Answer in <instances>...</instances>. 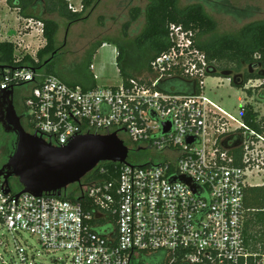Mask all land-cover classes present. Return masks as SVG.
<instances>
[{
  "label": "built area",
  "instance_id": "2783aa9c",
  "mask_svg": "<svg viewBox=\"0 0 264 264\" xmlns=\"http://www.w3.org/2000/svg\"><path fill=\"white\" fill-rule=\"evenodd\" d=\"M69 8L81 10V0L79 8L69 0ZM167 38L168 49L143 77L117 86L83 89L52 74L38 81L26 66L0 69V91L36 86L27 110L31 130L53 146L116 132L127 135L129 151L150 147L161 157L98 163L81 179L77 201L45 193L15 198L0 175V225L13 239L0 264H36L34 249L15 239L21 232L46 252H62L65 260L56 264H264L246 240L244 204L248 187L264 186L248 182L264 179V114L256 127L242 118L253 102L239 119L228 114L204 94L210 66L193 31L171 23ZM174 77L194 89L165 90L162 83ZM243 87L254 94L256 83Z\"/></svg>",
  "mask_w": 264,
  "mask_h": 264
},
{
  "label": "rangeland",
  "instance_id": "374dc122",
  "mask_svg": "<svg viewBox=\"0 0 264 264\" xmlns=\"http://www.w3.org/2000/svg\"><path fill=\"white\" fill-rule=\"evenodd\" d=\"M151 1L95 0L93 7L88 8L81 19L75 22L64 20L57 14L45 15L44 17L54 20L58 24L56 45L60 47L59 53L49 68L53 73L61 77L63 75L69 85H82L81 83L84 85L94 84L96 87L119 85L122 79L116 65L117 47L111 42L118 41L123 47L122 65L128 72L133 73L142 62L141 56L143 55L138 39L146 26L145 10ZM197 1L199 0H177V8L184 9ZM228 1L234 7L252 9L253 15L250 18L237 19L205 6V11L216 22V27L213 31L201 36L195 35L193 32L196 42H209L222 36H233L238 34L247 23L264 20V0ZM75 3L79 8V1L77 0ZM134 8H138L140 12L136 19L131 18ZM125 24L128 26L125 27ZM8 39L17 43L19 51L23 54L27 53L31 56H34L37 49L44 45V38L38 23L23 17L17 9L10 8L6 0H0V41ZM98 42L105 44L97 47ZM90 54L93 55L90 56ZM20 55L22 54L18 56ZM89 63L92 65L91 69H89ZM222 64L225 66H222L224 69L212 71L219 74L218 76H205L204 94L237 119L241 116V107L248 102H253L254 106L252 105V107L256 108L258 115L264 114V78L252 79L256 83V87L253 89L254 94L252 95L254 100L251 101V95L249 91L245 90V87L231 84V80L237 76V72L231 70L230 64ZM243 67L249 66L243 65ZM250 69L253 72H262L259 67L252 66ZM145 71H136L134 75L143 77ZM228 72H230L228 77L223 76ZM239 74L241 75V73ZM27 88L31 90L33 85L28 84ZM262 96L263 99H260ZM27 123L31 129L29 118ZM122 137L128 144L127 135L122 133ZM13 139H15L13 134L8 135L0 130V164L6 162L13 147ZM135 150L129 151L128 161L143 163L148 160L152 162L161 160L160 155L153 148L139 153ZM262 181H264L262 177L248 180L252 185ZM9 185L11 193L17 192L21 187L15 177L9 179ZM72 186L69 185L67 189L70 190ZM15 239L24 246H31L34 249L36 264H56V261L65 260V255L62 252H46L40 247L36 238L26 232L15 234ZM12 243L11 235L0 225V251L5 248L12 250Z\"/></svg>",
  "mask_w": 264,
  "mask_h": 264
},
{
  "label": "trees",
  "instance_id": "16d2710c",
  "mask_svg": "<svg viewBox=\"0 0 264 264\" xmlns=\"http://www.w3.org/2000/svg\"><path fill=\"white\" fill-rule=\"evenodd\" d=\"M6 2L10 8L17 9L23 17L42 23L44 45L37 49L33 57L19 51L15 42L1 40L0 66L3 68L30 67L35 70L36 74H39L36 78L38 81L40 80V76L52 74L66 83L63 75L61 77L53 73L49 68L51 62L60 51V47L56 45L58 24L56 21L44 16L57 14L69 22H75L81 19L88 8L93 7L95 0H81L82 8L79 11L71 10L68 0H6ZM205 6L217 12L234 16L237 19L250 18L253 15L252 9L234 7L228 0H199L184 9L177 8V0H152L145 10L146 26L138 39L143 55L141 56L142 62L134 72L146 70V74L150 61L156 55L168 49L169 41L167 33L168 26L171 23L179 24L184 29L191 30L198 36L213 31L216 27V22L205 11ZM132 11L131 18L136 19L140 12L138 8H134ZM127 26L125 24V27ZM111 43H114L117 47L116 65L121 79L126 81L130 78H141L142 76L134 75V72H128L122 65L123 47L118 41ZM101 44V42H98L97 47L101 46ZM195 45L205 54L206 61L210 66L208 75L218 76L219 74L212 71L215 69H224L223 67L225 66L222 64L224 63V65H231V70L237 72V77L241 73V78L238 82L231 80V84L234 86L243 87L250 79L264 78V20H254L247 23L236 35L222 36L209 42L195 41ZM19 54L22 55L18 56ZM92 55L90 54V56ZM217 63L218 65H216ZM243 65L249 67L244 68ZM252 66L261 68L262 72H253L250 69ZM28 83L22 82L19 85H28ZM81 84L79 86L83 89L96 87L94 84ZM194 87L193 82H188L177 77L168 79L164 85L165 90L176 92H189ZM249 93L253 95L251 90H249ZM260 99H263V96ZM244 108L245 110L242 113L243 120L250 126L256 127L257 112L254 111L250 104L245 105ZM12 150L13 147L10 153ZM105 165L111 167L115 164L105 163ZM90 176L91 174H88L86 179ZM63 197L71 201L78 200L77 197L72 194H66V192ZM244 204L246 209H248L245 220L246 240L252 249L264 256V186L248 187L245 191ZM160 255L161 253L158 252L152 253L150 259L154 262Z\"/></svg>",
  "mask_w": 264,
  "mask_h": 264
},
{
  "label": "water",
  "instance_id": "95a60500",
  "mask_svg": "<svg viewBox=\"0 0 264 264\" xmlns=\"http://www.w3.org/2000/svg\"><path fill=\"white\" fill-rule=\"evenodd\" d=\"M229 73L223 76L228 77ZM12 92L13 88L0 91V99L8 106L7 114L14 116L16 114L10 99ZM17 122L13 128H5V132L15 134V140L12 152L0 167L5 193L10 191L11 177H15L22 187L14 195L15 198L22 193L64 195L69 185L80 183L98 163H122L128 156L129 148L116 132L79 135L64 146H53L37 133L26 132L18 118ZM140 149L144 148L138 147L136 150ZM78 199L81 200L82 196Z\"/></svg>",
  "mask_w": 264,
  "mask_h": 264
},
{
  "label": "flooded vegetation",
  "instance_id": "af4514ba",
  "mask_svg": "<svg viewBox=\"0 0 264 264\" xmlns=\"http://www.w3.org/2000/svg\"><path fill=\"white\" fill-rule=\"evenodd\" d=\"M241 78V76L237 77L236 76V81L238 82L239 79ZM165 83L167 82H163L162 85L164 86ZM28 84H32L31 82H29ZM37 90L36 86L33 85V88L30 90L27 88V85L22 84V85H18L15 88H13V92L12 95L10 97V99L12 100V106L14 108L15 114L14 116L7 114V104L0 99V130H2L3 132H5V128L11 129L13 128V125L17 122V118L19 119V123L22 126V128L26 131V132H33L29 126H28V115H27V110H28V104H29V100L30 98L33 96V94L35 93V91ZM1 96V95H0ZM8 135H14L15 134L11 131V132H5ZM15 140V139H13ZM152 148L148 147V148H144V149H140V150H135V152L139 153L141 151H145V150H150ZM5 163V162H4ZM0 164V167L4 164ZM10 179V178H9ZM83 180H81L80 183H75L72 184V188L70 190H66V194H72L74 195L79 186L82 184ZM21 189V187L19 188V190Z\"/></svg>",
  "mask_w": 264,
  "mask_h": 264
},
{
  "label": "crops",
  "instance_id": "0c3cea01",
  "mask_svg": "<svg viewBox=\"0 0 264 264\" xmlns=\"http://www.w3.org/2000/svg\"><path fill=\"white\" fill-rule=\"evenodd\" d=\"M75 1H77V0H71V2L76 6V3H75ZM79 1V0H78ZM68 2H69V0H68ZM76 7H78V6H76ZM65 20V19H64ZM105 43H102L101 45H104ZM116 56H117V51H116ZM92 68V65H91V63H89V69H91ZM93 78H95V76H93Z\"/></svg>",
  "mask_w": 264,
  "mask_h": 264
}]
</instances>
